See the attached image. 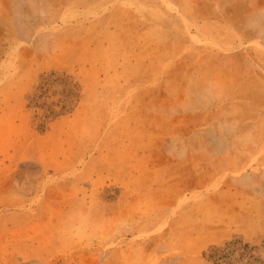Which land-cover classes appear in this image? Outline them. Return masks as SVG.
<instances>
[{
  "label": "rangeland",
  "instance_id": "rangeland-1",
  "mask_svg": "<svg viewBox=\"0 0 264 264\" xmlns=\"http://www.w3.org/2000/svg\"><path fill=\"white\" fill-rule=\"evenodd\" d=\"M215 248L264 264V0H0V264Z\"/></svg>",
  "mask_w": 264,
  "mask_h": 264
},
{
  "label": "trees",
  "instance_id": "trees-1",
  "mask_svg": "<svg viewBox=\"0 0 264 264\" xmlns=\"http://www.w3.org/2000/svg\"><path fill=\"white\" fill-rule=\"evenodd\" d=\"M223 250L220 248H215L208 254V260L213 264H220L224 261H231L232 258V250H228L227 253L222 252ZM228 259V260H227Z\"/></svg>",
  "mask_w": 264,
  "mask_h": 264
}]
</instances>
